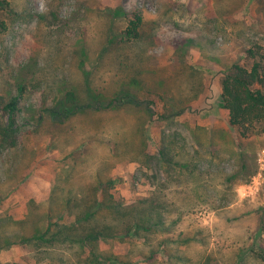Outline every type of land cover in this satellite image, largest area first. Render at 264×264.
Here are the masks:
<instances>
[{
  "label": "rangeland",
  "instance_id": "obj_1",
  "mask_svg": "<svg viewBox=\"0 0 264 264\" xmlns=\"http://www.w3.org/2000/svg\"><path fill=\"white\" fill-rule=\"evenodd\" d=\"M8 1L14 14L0 8L8 26L0 32V96L23 88L24 97L17 143L0 148V238L32 231L23 221H38L54 198V220L69 198L90 203L100 181H112L108 193L126 206L151 198L155 164L140 154L156 156L172 140L198 167L177 181L191 182L192 194L170 198L194 205L178 226L196 237L183 248L187 264H264V135L240 148L220 107L223 72L264 46V0ZM136 9L146 30L127 41V14ZM122 90L136 97L132 106L82 107L63 124L51 114L72 106L69 93L79 106L108 103ZM7 244L0 240V264H40L31 247ZM102 248L146 264L131 243Z\"/></svg>",
  "mask_w": 264,
  "mask_h": 264
},
{
  "label": "trees",
  "instance_id": "obj_2",
  "mask_svg": "<svg viewBox=\"0 0 264 264\" xmlns=\"http://www.w3.org/2000/svg\"><path fill=\"white\" fill-rule=\"evenodd\" d=\"M0 8L14 14L8 0H0ZM127 18L128 25L123 36L127 41H136L146 30L143 12L136 9L127 14ZM7 28L6 22L0 20V32ZM80 67L84 77H88L83 57L80 58ZM190 84L193 86L195 81L190 80ZM221 85L220 107L228 113L229 129L239 147L243 148L249 140L264 135V46L257 44L247 49L239 62L223 72ZM69 94L73 97L71 107L62 106L59 111L51 110L57 123L63 124L80 112L82 107L100 112L114 106H132L137 101L133 94L122 90L108 103L95 98L94 101L85 100L83 105L76 106L75 103H80L81 97ZM23 97V88H19L18 94L9 98L0 96V111L3 112L0 114V148L4 144L13 147L17 143L14 135ZM182 111L180 109L178 114ZM140 133H143L142 129ZM183 147L166 140L156 156L141 152L140 156L146 158L144 162L147 165L153 167L152 162L155 164L156 190L151 198L126 206L108 193L112 181H100L91 190L93 194L88 196L90 203L83 204L84 200L69 198L60 217L54 220L55 203L58 200L54 198L38 221L30 226L31 215L23 221L22 225H28L29 229L32 227V231L14 237L3 235L0 240L7 245L31 247L40 264H139L129 256L122 257L114 250L102 248L104 242L112 240L131 243L133 249L140 250V260L146 264H187L183 248L194 242L196 237L178 231V226L186 210H192L194 205L191 202L179 204L170 200L172 197L190 196L193 190L191 182H177L182 177L194 178L198 169L194 157L190 152H184ZM163 173L167 174L168 183L163 180ZM73 212L74 218L68 219ZM260 256L264 260V252Z\"/></svg>",
  "mask_w": 264,
  "mask_h": 264
}]
</instances>
